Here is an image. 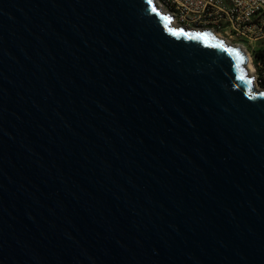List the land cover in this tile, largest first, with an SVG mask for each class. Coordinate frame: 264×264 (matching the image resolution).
<instances>
[{
  "label": "water",
  "instance_id": "obj_1",
  "mask_svg": "<svg viewBox=\"0 0 264 264\" xmlns=\"http://www.w3.org/2000/svg\"><path fill=\"white\" fill-rule=\"evenodd\" d=\"M248 62L155 0H0V264H264Z\"/></svg>",
  "mask_w": 264,
  "mask_h": 264
},
{
  "label": "built area",
  "instance_id": "obj_2",
  "mask_svg": "<svg viewBox=\"0 0 264 264\" xmlns=\"http://www.w3.org/2000/svg\"><path fill=\"white\" fill-rule=\"evenodd\" d=\"M156 3L178 26L210 30L227 43L241 47L255 64L257 88L264 91V59H257L258 52L264 51V0H156Z\"/></svg>",
  "mask_w": 264,
  "mask_h": 264
},
{
  "label": "bare ground",
  "instance_id": "obj_3",
  "mask_svg": "<svg viewBox=\"0 0 264 264\" xmlns=\"http://www.w3.org/2000/svg\"><path fill=\"white\" fill-rule=\"evenodd\" d=\"M156 1V0H155ZM177 25V24H175ZM178 26V25H177ZM220 38V37H219ZM248 54V53H247ZM248 56L250 57V55L248 54ZM248 73L250 76H254V69H253V66H252V62H251V59H249V64H248Z\"/></svg>",
  "mask_w": 264,
  "mask_h": 264
},
{
  "label": "trees",
  "instance_id": "obj_4",
  "mask_svg": "<svg viewBox=\"0 0 264 264\" xmlns=\"http://www.w3.org/2000/svg\"><path fill=\"white\" fill-rule=\"evenodd\" d=\"M258 58H262L264 59V51H259L258 54H257V59Z\"/></svg>",
  "mask_w": 264,
  "mask_h": 264
},
{
  "label": "snow or ice",
  "instance_id": "obj_5",
  "mask_svg": "<svg viewBox=\"0 0 264 264\" xmlns=\"http://www.w3.org/2000/svg\"><path fill=\"white\" fill-rule=\"evenodd\" d=\"M229 51H233V52H235L236 53V55L239 57V52L237 51V50H235V49H228ZM262 95H264V93H262Z\"/></svg>",
  "mask_w": 264,
  "mask_h": 264
},
{
  "label": "rangeland",
  "instance_id": "obj_6",
  "mask_svg": "<svg viewBox=\"0 0 264 264\" xmlns=\"http://www.w3.org/2000/svg\"><path fill=\"white\" fill-rule=\"evenodd\" d=\"M257 45H259V44H257ZM248 64H249V62H248ZM248 64H247V66H248ZM252 66H253V69H254V72H255V64H254V62H252Z\"/></svg>",
  "mask_w": 264,
  "mask_h": 264
}]
</instances>
